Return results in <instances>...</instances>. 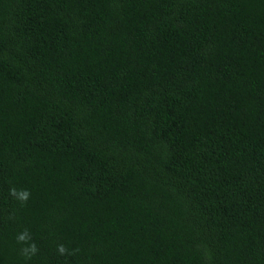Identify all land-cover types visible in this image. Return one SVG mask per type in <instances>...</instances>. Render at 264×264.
<instances>
[{
    "label": "trees",
    "instance_id": "16d2710c",
    "mask_svg": "<svg viewBox=\"0 0 264 264\" xmlns=\"http://www.w3.org/2000/svg\"><path fill=\"white\" fill-rule=\"evenodd\" d=\"M0 264H264V0H0Z\"/></svg>",
    "mask_w": 264,
    "mask_h": 264
},
{
    "label": "clouds",
    "instance_id": "9594fccd",
    "mask_svg": "<svg viewBox=\"0 0 264 264\" xmlns=\"http://www.w3.org/2000/svg\"><path fill=\"white\" fill-rule=\"evenodd\" d=\"M9 195L16 197L22 202H26L29 199L31 193L26 189L17 191V189L11 188L9 189ZM16 239L18 242H27L31 239V237L28 230L25 229L22 233L18 234ZM57 250L61 255L65 254L67 251L63 245H58ZM21 251L23 255L28 258H31V255H34L36 252H38V248L36 247V244L32 242L27 247L23 248Z\"/></svg>",
    "mask_w": 264,
    "mask_h": 264
}]
</instances>
